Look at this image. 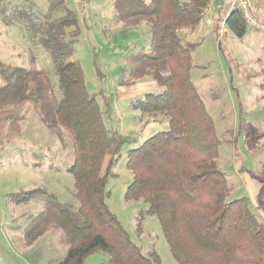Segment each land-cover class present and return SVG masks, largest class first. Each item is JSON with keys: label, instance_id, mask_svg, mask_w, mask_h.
Segmentation results:
<instances>
[{"label": "trees", "instance_id": "obj_1", "mask_svg": "<svg viewBox=\"0 0 264 264\" xmlns=\"http://www.w3.org/2000/svg\"><path fill=\"white\" fill-rule=\"evenodd\" d=\"M209 8V0L114 1L115 16L125 28L144 23L151 33L148 50L128 59L129 75L152 79L162 92L147 94L136 108L153 119L165 116L170 125L128 152L133 181L125 200L149 205L179 264H264V223L247 198L226 202L230 188L218 168L220 140L191 77L192 53L200 42L187 41L182 33L194 31ZM0 19L23 24L47 50L59 92L46 71L0 60V149L23 136L21 108L28 104L49 131L72 141L74 151L67 172L74 177L79 207L60 203L44 189L9 195L14 204L44 203L29 217L26 243L54 231L67 250L58 264H84L99 251L108 254L109 264H154V254L142 253L106 204L108 178L128 140L107 127L74 57L78 16L65 0H48L45 14L32 0H0ZM227 23L243 37L247 24L240 12Z\"/></svg>", "mask_w": 264, "mask_h": 264}, {"label": "rangeland", "instance_id": "obj_2", "mask_svg": "<svg viewBox=\"0 0 264 264\" xmlns=\"http://www.w3.org/2000/svg\"><path fill=\"white\" fill-rule=\"evenodd\" d=\"M8 1V0H6ZM41 13L48 0H32ZM115 0H65L79 20L80 37L75 59L83 69L88 91L96 95L107 127L128 140L112 169L106 187V204L131 241L154 264H179L172 255L157 216L142 200H125L133 181L127 154L159 132L169 131L165 116L153 119L136 108L147 94L162 89L150 78L132 80L128 59L147 51L151 33L146 24L127 29L114 13ZM10 12V11H9ZM202 23L186 40L200 42L193 51L192 81L213 118L220 140L218 168L230 193L226 202L249 200L264 223V27L246 25L243 37L226 23L222 42ZM0 60L23 68L46 71L58 92V78L50 54L21 23L0 19ZM0 81V85H1ZM142 85L138 91L125 90ZM23 136L0 149V264H58L66 254L56 232H48L33 245L24 239L29 217L44 209L40 200L14 204L11 194L44 189L62 204L79 207L74 177L67 168L74 160L72 141L49 131L28 104L21 108ZM249 141L252 146H249ZM106 252L90 255L84 264H109Z\"/></svg>", "mask_w": 264, "mask_h": 264}, {"label": "built area", "instance_id": "obj_3", "mask_svg": "<svg viewBox=\"0 0 264 264\" xmlns=\"http://www.w3.org/2000/svg\"><path fill=\"white\" fill-rule=\"evenodd\" d=\"M222 2V14L216 25L217 34L220 41L223 39L227 20L234 12H240L246 24H249L253 27H258L259 20L257 18V8L255 6L254 0H222Z\"/></svg>", "mask_w": 264, "mask_h": 264}, {"label": "crops", "instance_id": "obj_4", "mask_svg": "<svg viewBox=\"0 0 264 264\" xmlns=\"http://www.w3.org/2000/svg\"><path fill=\"white\" fill-rule=\"evenodd\" d=\"M254 1H255V6L257 8V18L261 23V25L264 27V0H254ZM209 3H210V8L206 16L204 17L203 22L205 23L206 27L211 26L212 33L217 34L216 25H217V21L219 20L222 14L223 2L222 0H209ZM206 27H204V29H206ZM222 40L220 41L218 38V41L222 42ZM141 87L142 85H135L125 90L138 91V89H140Z\"/></svg>", "mask_w": 264, "mask_h": 264}]
</instances>
